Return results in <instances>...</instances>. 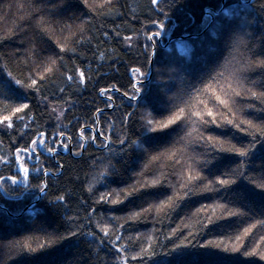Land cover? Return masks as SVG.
Wrapping results in <instances>:
<instances>
[{
  "label": "trees",
  "instance_id": "16d2710c",
  "mask_svg": "<svg viewBox=\"0 0 264 264\" xmlns=\"http://www.w3.org/2000/svg\"><path fill=\"white\" fill-rule=\"evenodd\" d=\"M4 116L0 264H264V0H0Z\"/></svg>",
  "mask_w": 264,
  "mask_h": 264
},
{
  "label": "snow or ice",
  "instance_id": "6c2138e0",
  "mask_svg": "<svg viewBox=\"0 0 264 264\" xmlns=\"http://www.w3.org/2000/svg\"><path fill=\"white\" fill-rule=\"evenodd\" d=\"M152 2L153 3H156V0H152ZM161 27H163V25H161ZM153 35H159V33H154ZM149 38L151 39V37H149ZM153 54H155V53H153ZM50 70L51 69H49V71ZM133 71L136 72V73H140V75H144L139 68L134 69ZM79 75H80V79L82 81L84 79V74L81 72ZM68 79L71 80L72 77L69 76ZM17 83H20V82L17 81ZM35 83H36V81L35 80H32V84H35ZM133 88L135 89V92L136 93H139L142 90L141 87H137L136 85H133ZM124 95L127 96L128 94L127 93H124ZM136 98L137 97H136L135 94L130 97V99H133V100H135ZM216 99L220 102V104H223V105L227 106V104H228V101L227 100L221 99V97L219 95L216 96ZM109 100H111V97H109ZM27 107H28L27 104H23L21 107L15 108L14 109V112L15 113L21 112V111H23V109H25ZM97 111H99V109H97ZM183 112H184V109L181 108L180 109V113H183ZM193 115H195L196 117H200L201 118L200 122L202 124H208V123H215L216 122L215 121L214 113L210 109L206 112V115L208 117H212V120L211 121L203 119V115L204 114L201 113L200 111L194 112ZM182 118L183 117L181 115L177 114V115L173 116L172 118H170L167 121V123H162L161 124V128H167L169 125L174 124L176 122V120L182 119ZM21 119H22V117H21ZM5 121L8 122L7 123V127L11 128L12 127L11 116H4V117L0 118V123H4ZM227 122L229 124H231L232 123V120H228ZM151 130L152 131H157L156 128H152ZM59 134L61 136H64L65 135L64 132H60ZM44 135L45 134L43 132L37 133V137L39 138V143H40L41 146H44V139H43ZM101 135H103V133H101ZM81 136L83 137V133H81ZM69 139H71V138L69 137ZM91 139L93 141H95L96 137L93 136V137H91ZM209 139H211V138L209 137ZM120 143H124V141L121 140ZM35 145H37V139H32L31 140V146H35ZM31 146L30 147H25V148H17V150H16L17 155L15 157V162L18 164V167H19L20 171L23 172L25 179H27L28 176H29V168L25 166L24 155L27 154V155L30 156L31 155V152L35 150ZM64 147L67 148V145L65 144ZM80 147H83V145H80ZM46 150L49 151L50 153H54L55 152V149H53L52 147H46ZM236 151H237V153L241 157H244L246 155V152L243 149H236ZM242 163H243V161H241V164ZM3 179H4L3 177H0V181H3ZM8 179H10L12 181V183H14V184L16 183V177L15 176L9 177ZM219 183L220 184H226V183H228V181H226V180H220ZM41 190L43 191V188ZM100 198L101 199H104L103 196H101ZM59 199L60 200H63L64 197L61 196V197H59ZM113 202H115V201H113ZM101 230L104 232L105 236L108 235V229H107V227H104ZM117 239H119V237H117ZM116 251H117V253H120L121 252V249L117 248ZM132 259L135 260V259H137V257L136 256H133ZM124 264H127V258H124Z\"/></svg>",
  "mask_w": 264,
  "mask_h": 264
},
{
  "label": "rangeland",
  "instance_id": "374dc122",
  "mask_svg": "<svg viewBox=\"0 0 264 264\" xmlns=\"http://www.w3.org/2000/svg\"><path fill=\"white\" fill-rule=\"evenodd\" d=\"M155 53V46H153V48H152V53ZM152 53H151V55H152ZM151 58H154V54H153V57L151 56ZM53 112H54V115L56 116V118H57V120L60 122V121H62V119H63V117H62V112H63V110L61 109V108H55V109H53ZM95 136V135H94ZM60 137H63V136H60ZM60 137H59V139H60ZM61 142L63 141V140H60ZM67 141V140H66ZM91 142H92V144H94V141L93 140H91ZM71 143V142H70ZM69 143V144H70ZM63 144H66V143H64L63 142ZM68 143L66 144L67 146L69 145ZM86 144H87V141H83V147L82 148H84V146H86ZM42 147L43 146H41V145H39V149L40 150H42ZM70 147V146H69ZM56 149H58V146L55 148V150ZM60 149V148H59ZM68 150V148H66V151ZM59 154V153H58ZM56 155V154H55ZM54 155V156H55ZM21 173L23 174V172L21 171ZM22 178V177H21ZM25 178V177H24ZM26 184H27V180H26V182H25ZM26 184H24V185H26Z\"/></svg>",
  "mask_w": 264,
  "mask_h": 264
},
{
  "label": "flooded vegetation",
  "instance_id": "af4514ba",
  "mask_svg": "<svg viewBox=\"0 0 264 264\" xmlns=\"http://www.w3.org/2000/svg\"><path fill=\"white\" fill-rule=\"evenodd\" d=\"M63 139V137H60V139L58 140V145H59V148L58 149H56L55 150V152H54V155L55 154H58V152H64V153H66V152H69L70 153V145H71V143L67 146V148H68V150L66 151V148L64 147V145L65 144H63L60 140H62ZM71 150H72V146H71ZM63 153V154H64ZM51 155V154H50ZM54 155H51L52 157H54Z\"/></svg>",
  "mask_w": 264,
  "mask_h": 264
},
{
  "label": "water",
  "instance_id": "95a60500",
  "mask_svg": "<svg viewBox=\"0 0 264 264\" xmlns=\"http://www.w3.org/2000/svg\"><path fill=\"white\" fill-rule=\"evenodd\" d=\"M224 4V3H223ZM222 10V7H221V9L218 11V12H216V14L217 13H219L220 11ZM206 15H210V17H211V20H212V15L211 14H209V13H207L206 12ZM211 22V21H210ZM154 53V52H153ZM153 53H152V57H153ZM151 69H152V66H151ZM59 154H62V153H64V152H58ZM70 153H72V150H71V145H70ZM51 155H54V153H50ZM27 180V179H26Z\"/></svg>",
  "mask_w": 264,
  "mask_h": 264
}]
</instances>
